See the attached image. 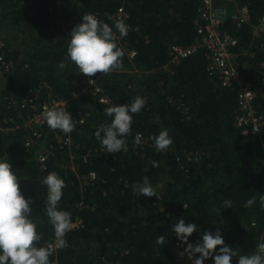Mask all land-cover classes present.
I'll return each mask as SVG.
<instances>
[{"label": "trees", "instance_id": "obj_1", "mask_svg": "<svg viewBox=\"0 0 264 264\" xmlns=\"http://www.w3.org/2000/svg\"><path fill=\"white\" fill-rule=\"evenodd\" d=\"M201 3L0 0V40L5 43L4 59L10 63L0 74V157L9 156L21 192L33 199L41 244L49 243L53 233L43 213L46 188L40 181L50 171L65 179L60 207L72 214L76 226L66 236L68 248L54 255L55 264H180L172 251L176 236L171 231L180 218L196 223L201 232L219 228L238 255L251 253L264 240L260 204L264 195V30L254 34L264 16V0H213L231 11L242 5L249 10L248 22L238 25L228 19L221 29L236 38L230 50L240 75L257 90L254 107L263 118L259 133L236 125L237 86H222L217 73L208 70L205 47L168 64L170 45L188 46L200 40L195 21ZM120 6L127 12L124 22L129 31L121 38L113 29L115 40L121 50L127 45L136 55L130 60L124 53V71L100 73L97 82L111 99L110 104H102L92 93H78L82 75L70 63L63 70L59 64L64 61L69 28L80 23L83 14L94 13L111 25L107 17H115ZM43 83L52 96L67 100L70 111L84 108L91 113L72 132L70 148H59L48 126L31 147L24 144L31 133L25 122L34 110L21 104L29 89ZM40 89L41 97H46V89ZM136 96L147 104L133 117L132 135L126 137L128 151H102L94 132L108 122L104 109L127 104ZM163 130L169 132L173 145L161 154L149 137ZM136 133L142 134L140 145L133 143ZM40 145L51 146L44 167L34 154ZM152 161L160 167L152 169ZM144 176L159 192V200L132 194L131 184ZM251 198L256 203L244 207ZM224 200H231L232 208L224 209ZM185 202L188 209L183 207ZM161 236L168 242L157 248ZM189 238L195 244L200 237L194 232ZM206 261L213 264L212 259ZM237 262L238 257H233L232 263Z\"/></svg>", "mask_w": 264, "mask_h": 264}, {"label": "clouds", "instance_id": "obj_2", "mask_svg": "<svg viewBox=\"0 0 264 264\" xmlns=\"http://www.w3.org/2000/svg\"><path fill=\"white\" fill-rule=\"evenodd\" d=\"M107 19L112 21L111 25L94 13L81 16V22L72 28L67 37L64 61L59 64L61 70L70 63L79 74L92 77L96 73L107 75L121 67L124 52L117 46L113 29L123 38L127 36L129 26L119 17L109 15ZM146 104L143 97L136 96L127 104L110 105L104 109L108 122L99 125L94 132L95 139L104 152L114 154L128 151L126 137L132 135L133 117ZM42 119L50 130H59L66 135L75 130L77 123L66 108L45 109ZM149 139L153 141L155 151L161 154L166 153L173 145L167 130L150 136ZM133 143H142L141 133H136ZM151 167L158 169L160 164L152 161ZM40 183L46 188L43 213L53 233L52 241L45 244H41L42 235L33 219V199L25 198L21 192L20 179L13 171L9 156L0 157V264H55L54 255L69 246L66 236L76 225L72 214L60 207L66 181L56 171H50ZM131 192L137 198L160 199L159 192L148 176L132 183ZM255 203V198L248 199L244 207H252ZM260 204L264 207V195L260 196ZM183 207L188 209V203L185 202ZM222 207L232 208V201L224 200ZM171 231L187 245L185 254L192 264H205L209 259H212L213 264H232L233 257H238L237 264H264V240L258 242L251 253L238 255V249L234 250L225 243L219 228L201 232L196 223H186L180 218L171 226ZM194 232L200 237L195 244L189 242V237ZM167 242L161 236L156 240V246L164 248Z\"/></svg>", "mask_w": 264, "mask_h": 264}, {"label": "built area", "instance_id": "obj_3", "mask_svg": "<svg viewBox=\"0 0 264 264\" xmlns=\"http://www.w3.org/2000/svg\"><path fill=\"white\" fill-rule=\"evenodd\" d=\"M199 19L195 21L197 27V33L200 35V40L188 46L180 44H172L169 46L170 60L168 64H175L182 58L187 57L194 53L199 46H203L207 50L209 57L208 70L211 73H217L220 83L224 87L237 86V114L236 125L246 126L250 128L252 133H259L263 118L257 113L254 107V98L257 94V90L253 88L249 83L245 82L239 71V63L235 60L234 54L231 52V48L236 44L237 40L231 34L221 29V25L228 19L237 22L238 25L248 22L249 10L246 5L238 6L235 10L231 11L227 6L215 5L213 0H202L200 7L198 8ZM127 12L120 6L115 13V17L127 18ZM67 27V24L66 26ZM71 26L70 32L72 28ZM68 30V29H67ZM264 30V16L261 17L257 26L254 27V34L258 35L260 31ZM123 45V44H122ZM4 41L0 40V74L7 71L10 67V63L4 59ZM122 50L131 60L136 55V50L127 49V45L122 46ZM122 64L116 71H124ZM139 72L138 69H134ZM82 75V79L78 82V93H92L96 96L97 101L102 104H110L111 99L104 93L103 89L97 82L100 77V73H96L92 77H86ZM40 87L45 88L46 97H41ZM48 85L43 83L38 89H29L25 95V99L21 104L23 108L33 109V113L28 117L25 124L31 128V133L25 136L24 144L27 147H31L34 144L35 139L42 138V128L47 126L46 122L42 119V113L45 109L52 107L66 108L73 119L77 120L76 127L83 125L90 118L91 113L84 108H77L74 112L70 111L67 107V100L61 98H55L49 93ZM43 91V90H42ZM82 121V122H80ZM75 127V128H76ZM55 135V143L59 148H70L72 144L71 134H64L59 130L53 131ZM103 151V149H101ZM51 153V146L40 145L35 150V157L41 167H44L48 156ZM90 155V151L83 156V160L86 161ZM44 159H41V158ZM94 174V175H93ZM91 178L95 177L94 172H90ZM52 241V240H51ZM49 241V242H51ZM189 242L193 243L189 238ZM194 244V243H193ZM186 244L180 240L175 239L172 251L174 255L179 259L180 264H192V261L188 259L185 254ZM119 264V263H116ZM205 264H210L205 261ZM237 264V263H232Z\"/></svg>", "mask_w": 264, "mask_h": 264}]
</instances>
